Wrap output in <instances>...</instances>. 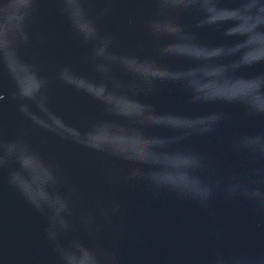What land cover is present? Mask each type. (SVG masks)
<instances>
[{"label": "water", "instance_id": "1", "mask_svg": "<svg viewBox=\"0 0 264 264\" xmlns=\"http://www.w3.org/2000/svg\"><path fill=\"white\" fill-rule=\"evenodd\" d=\"M0 264H264V0H0Z\"/></svg>", "mask_w": 264, "mask_h": 264}, {"label": "clouds", "instance_id": "2", "mask_svg": "<svg viewBox=\"0 0 264 264\" xmlns=\"http://www.w3.org/2000/svg\"><path fill=\"white\" fill-rule=\"evenodd\" d=\"M203 131L207 132V131H209V129H203ZM257 139H259V138H257ZM206 194H207V191H206Z\"/></svg>", "mask_w": 264, "mask_h": 264}]
</instances>
